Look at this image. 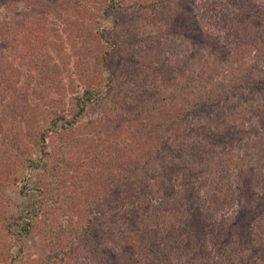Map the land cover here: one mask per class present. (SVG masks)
Wrapping results in <instances>:
<instances>
[{
	"label": "trees",
	"instance_id": "obj_1",
	"mask_svg": "<svg viewBox=\"0 0 264 264\" xmlns=\"http://www.w3.org/2000/svg\"><path fill=\"white\" fill-rule=\"evenodd\" d=\"M190 3H107L103 16L131 13L132 21L120 25L117 35L123 37L117 42L116 32L101 28V20L96 19L88 27L94 48L86 66L92 65V71L76 78L80 72L73 69L68 73L70 82L62 85L59 94L55 90L42 93L43 73L48 70L55 77L59 72L52 60L58 61L61 55L50 50L49 40L55 33L60 35L64 19L75 21V7L80 13L93 12L95 1L0 0V23L10 24L20 15L38 17L40 32H44L36 57L15 59L12 64L13 72L25 82L21 90L28 92V82L37 92L32 99L25 95L22 104L35 106L44 115L20 116L18 122L28 134V149L43 150L48 143H60V150L50 149L51 161L61 168L64 160L72 173L82 171L81 176L79 172L71 175L79 176L77 188L84 197L75 222L81 224L83 237L94 243L90 253L98 264H214L206 253H225L236 247L242 252L246 246H251L250 253L264 251V245L255 243L260 241L257 237H264V28L256 18L262 9L254 0H206L194 12ZM156 13L160 21H155ZM155 23L154 30L174 36L173 41L163 39L157 49L146 42ZM7 44L0 37L2 62L13 57ZM171 53L179 58L166 56ZM253 53L252 59H246L245 55ZM49 57L46 69L44 60ZM125 66H129L130 79L138 80V75L145 86H154L163 72L164 86H174L179 95L170 93L175 105L162 104L158 118L120 116L114 125L107 107L115 104L110 101L108 83L119 84L116 78ZM227 68L234 79L226 83L218 78L221 85L215 84L212 70L213 76L226 77ZM4 72L0 65V75ZM231 93L239 94L236 101L222 105V97L229 101ZM3 102L0 99V115L7 107H1ZM151 167L155 174L149 173ZM205 187L209 196H200ZM157 195L161 207L152 210L149 207ZM114 204L121 207L112 208ZM140 210L147 211L138 219ZM118 216L123 222L134 221L129 230L115 227L113 239L104 243L107 237L95 235L93 225L103 219L116 223ZM123 231L130 239H121ZM76 236L71 238L80 241ZM173 250L178 261L171 260Z\"/></svg>",
	"mask_w": 264,
	"mask_h": 264
},
{
	"label": "rangeland",
	"instance_id": "obj_2",
	"mask_svg": "<svg viewBox=\"0 0 264 264\" xmlns=\"http://www.w3.org/2000/svg\"><path fill=\"white\" fill-rule=\"evenodd\" d=\"M94 1L96 7L93 12L86 11L80 13L78 7H75L78 12L77 16L74 14L72 6L71 14L75 15V21L70 22L64 19V27H60L59 29L60 35L55 33L49 40L48 47H50V50H53L52 52L55 51L57 55H61L58 61L52 60V63L56 64L57 71L59 72L55 77H52V73L48 70H46V73H43L42 93H46L47 91L49 93L55 90L61 94L63 91L62 85L65 87L70 82L68 73L75 68L77 72H80L76 78L80 75H89V70L92 71V65L89 68L86 66L87 61L92 59L91 48H94V43L89 38L88 27L94 25L96 19L101 20V28L116 32V35L123 21H132L129 15H134L131 13L120 15L117 11L112 18L103 16L104 6L107 3H114L116 0ZM254 1L258 8L262 9V13L256 18L260 19L264 28V0ZM203 3H206V0H191L190 5L193 6L192 10L197 12V7ZM256 10L258 11L257 7ZM153 16H156L155 21L157 19L160 21L158 13ZM36 18L21 17L20 15L10 24L5 22L0 23V37L8 42L7 45L10 47L9 54L13 53V57L10 56L9 59H6L7 61H0V65L5 69L4 74L0 75V99L5 100L1 107L5 108L7 106L3 110L4 114L0 115V127L3 130L0 133V264H98L97 260H95L96 256L90 253V246L94 243H89V237H83V233H80L81 224L79 225L75 222L76 210L80 207L84 198L79 188H77L78 178L81 176L82 171L78 170L72 173L68 170L67 162H64V160L61 168L56 166L53 159L51 161L50 149L54 150L56 148L60 150V143H48L44 146L43 150L39 148H35L34 151L31 148L28 149V134H26L25 130L21 129V125L18 122L20 116L28 118L33 116L42 117L44 115L41 109L36 110V107H32V105L26 108L25 104H22L25 95H30L32 99L34 93L37 92L31 88L33 83L30 84L28 82L26 85L28 92L21 90L25 82L16 72H13L12 68V64H15V59L23 60L24 57H34L39 53L38 42L40 41L41 34L44 35V32H40L42 27L39 26ZM21 21H24V24ZM156 27L157 23H155L153 28H149L150 31L146 39V42L155 49L162 47L160 42L163 39L167 38L170 41L174 39L173 35L164 36L163 32L154 30ZM122 37L123 35L120 36V38ZM120 38L117 42L121 41ZM188 48L192 51L191 46H188ZM123 49L127 51L131 50L126 46L125 48L123 46ZM167 49L175 54L173 49ZM31 50L34 52L32 53ZM163 55L164 57H175L172 53L166 56L165 54ZM253 56L254 53L250 56L245 55L246 59H249V57L252 59ZM177 58L179 56L175 57V59ZM50 61V57L44 60L46 69ZM118 64L119 62L116 63V65ZM192 65L195 64L192 63ZM156 67L158 68L157 71H161L160 65H156ZM128 68L129 66H125L119 71L118 78H116L120 81L119 84L108 83V87L111 89V92H109L110 101H113L115 104H108L107 107H110V110H112L111 115L114 117V125L116 124L117 117L119 118L120 116L128 119H132L133 117L141 118V120H150V116L158 118L161 116L162 104L168 106L175 105V102L171 101L170 96V93L175 94L174 86L173 88L168 85L164 86L162 79L165 77V74L163 72L159 73V78L156 77L154 86H151V84L145 86L138 77L136 70H132V72L137 75L138 80L130 79L131 74L127 71ZM214 71L215 69L212 70V74L210 75L214 78L213 82L215 84L220 83L218 78L221 82L224 80L226 83L234 79V75H228L230 74L228 68L224 72L226 77H215L213 76ZM253 73L254 71L251 70V74ZM241 74L243 73L240 72V78ZM258 77L259 75H256L254 79ZM152 78L153 76L149 75L150 81ZM244 78H246L245 74ZM218 85L220 86L221 84ZM229 95L232 98L230 96V100L226 102H224L226 98L222 97V105L228 102L233 104L236 101V97L239 96L237 93ZM177 96L179 95L175 94L174 97ZM16 107L19 108L17 112L14 111ZM124 159H127V156L121 158V161ZM32 164L36 165L33 166ZM52 165L55 167H52ZM156 169L159 173V167ZM52 170L56 171L52 174L50 172ZM77 173L79 176H71ZM149 173L155 174L156 170L151 167ZM208 193L209 190L205 187L200 196H209ZM159 199L160 196L157 195L149 208L158 210L161 207L159 206ZM142 202L144 203L145 201L142 200ZM148 203H151V201ZM116 206L120 208L121 204H114L112 208ZM145 211L147 210H140L137 213L138 219L141 218V215ZM232 212L231 210L230 213ZM164 218L160 220L165 221ZM66 219H68V222ZM155 219H158V215H155ZM116 221L114 223L112 220L103 219L101 222L94 224V234L107 237L104 243L108 242V239H113L111 233L115 227H124V230H129L134 220L129 218L123 222L118 216ZM8 227L11 228L10 232ZM24 229H27L29 232L25 233ZM122 229L120 230L122 231ZM122 234L121 239H130L128 233L124 234L123 231ZM73 235H77L76 238L79 237L81 240H73L71 238ZM257 238L260 241L258 240L259 242L255 243L264 245V237ZM70 240L73 246L69 250L71 245ZM119 245L122 247L121 244ZM122 245L126 246L127 244L122 243ZM250 248L251 246H246L245 250L241 252L236 247L232 251H226L225 253L212 251V253L206 254L213 259L214 264H241L240 261L242 259L247 260L246 263L248 264H264V251L260 250V253H250ZM173 252L171 253V260L176 259L178 261L177 252L174 250ZM143 262L146 264L145 261Z\"/></svg>",
	"mask_w": 264,
	"mask_h": 264
}]
</instances>
